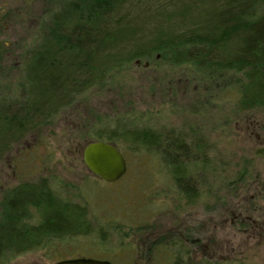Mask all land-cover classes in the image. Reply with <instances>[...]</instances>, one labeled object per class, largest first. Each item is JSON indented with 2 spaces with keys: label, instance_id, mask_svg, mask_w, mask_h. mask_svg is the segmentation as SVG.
I'll return each mask as SVG.
<instances>
[{
  "label": "rangeland",
  "instance_id": "374dc122",
  "mask_svg": "<svg viewBox=\"0 0 264 264\" xmlns=\"http://www.w3.org/2000/svg\"><path fill=\"white\" fill-rule=\"evenodd\" d=\"M48 7L47 0H0V64L8 67L1 69L4 94L22 97L23 54ZM151 64L133 65L111 85L91 90L8 153L0 163V208L5 193L18 183L46 179L71 199L82 189L98 219L125 224H107L112 228L104 235L78 237L74 250L64 240L59 250L69 252L52 261L81 256L113 264H172L165 256L149 255L156 234L164 238L163 249L171 248L183 260L188 250L194 264L201 259L194 253L197 244L204 247L202 264H264V111L233 114L236 91L217 92L187 67ZM119 125L203 133L215 146L211 155L221 164L225 183L208 171L189 201L169 164L123 139L117 149L128 164L125 178L109 184L90 175L79 154L92 142L90 131L109 127L118 133ZM43 258L35 253L5 264H41Z\"/></svg>",
  "mask_w": 264,
  "mask_h": 264
},
{
  "label": "trees",
  "instance_id": "16d2710c",
  "mask_svg": "<svg viewBox=\"0 0 264 264\" xmlns=\"http://www.w3.org/2000/svg\"><path fill=\"white\" fill-rule=\"evenodd\" d=\"M47 1L49 7L39 17L38 30L23 54L22 97L4 94L0 85V163L21 142L79 104L88 92L111 85L142 62L187 67L196 79L216 86L217 92L236 91L233 114L264 111V0ZM2 64L0 76L1 69H8ZM121 127L118 133L109 127L91 130L90 143L117 147L123 139L159 156L163 165L174 170L176 185L189 201L208 171H216L213 177L225 183L220 175L223 168L211 155L215 146L203 133ZM188 136L194 137L191 142ZM235 178L241 180L240 174ZM45 190L21 186L5 193L0 264L49 235L82 226L79 216L83 212ZM31 211L42 221L32 224Z\"/></svg>",
  "mask_w": 264,
  "mask_h": 264
},
{
  "label": "flooded vegetation",
  "instance_id": "af4514ba",
  "mask_svg": "<svg viewBox=\"0 0 264 264\" xmlns=\"http://www.w3.org/2000/svg\"><path fill=\"white\" fill-rule=\"evenodd\" d=\"M193 138L189 137L188 138L189 139L188 142H191ZM93 143H95V142H93ZM112 146H114V145H112ZM84 149L85 148L81 149V152L79 153L81 158H82V160H83V162H84V159H83ZM194 154L197 157H200L198 152H196V153L193 152L192 155H194ZM86 170H87V172L90 175H92V176H94V177H96L98 179H101L98 176L94 175L92 172H90L87 167H86ZM127 173H128V166H127L126 174L119 181L124 179L125 176L127 175ZM21 186L22 187L23 186H26V187H28V186H37L38 187L39 186V188H45L46 189L45 191L49 192L54 198L62 199L61 201H63L65 203V205H68L70 207H74L75 209H78L80 212L84 213V215L81 214V216H79V219L82 222V226L78 230H75V231H72V232H66L64 234H52V235H49V236H47L46 241L38 243L37 245H32L31 247H27L20 254V256H27V255H31V254H35V253H42L43 257L44 258L46 257L47 259L43 258V260L45 262H43L41 264H49V263L57 264V263H60V262H63V261L77 260V259H87L88 260L89 258H84V257H81V256H75V257H64L63 259H59L57 261H52V259L55 257V255L59 256L60 254H64L63 252H65L67 249H69V250L76 249V247H75L76 243H75L74 240H76L78 237H81V236H85L86 237V236H88V235H90V234H92L94 232H100L102 235H104L103 233L105 232V230L110 231V228H112L111 226H107V224L110 225V224L118 222V221H116V222H113V223H107L106 221H104L105 218L98 219L94 215V213L92 212L93 211V206H91L89 201L86 199L85 195L83 194L82 189H78L79 195H77L75 199H71V197L67 196L59 188H56V187L50 185L49 183H47L46 179H44V180L41 179V180H39L37 182L22 181V182L18 183L17 185H15V187H13L10 190V193L14 192L16 189H18ZM80 193H81V195H80ZM64 195H66V196H64ZM79 197L82 198V199H79ZM0 210H1V208H0ZM31 213H32V222H31L32 224H37V223L42 221V218L40 216H38L37 214H34L36 212L31 211ZM118 224L121 225L122 223L118 222ZM121 226L125 227V224H122ZM137 230H139V228ZM78 231H79V233H83V234L76 235L75 233H77ZM135 233H131L132 236H134ZM138 233H140V231H138ZM125 234H126V236H128L129 233L127 232ZM151 238L154 239V241H152L151 247L149 249H147V250L149 251L150 254L149 253L148 254L150 256H154V259L161 258V257L165 256L166 261L169 260L167 262H171L172 264H194L192 262L193 259L191 261L190 256H188V255H190L187 252L188 250L184 251V254L185 255L187 254L186 255L187 258L183 260L182 258H178L176 256L177 253L174 250H172L171 248L165 247L163 249L161 247L160 243L162 242L161 240L164 239L163 237H161L159 235L156 236V234H155ZM64 240H68V244L70 243V245L67 246V249H63L64 251H60L59 249H62V248H60V244ZM71 243H73V245H71ZM145 243H146V241H145ZM105 245L106 244L104 243V246H100V247H105ZM69 250L66 251V252H69ZM194 253H196L198 255L200 253L201 259H197V264H202L203 263V255H204V247H203V245L197 244V252H194ZM181 254H183V252H181ZM173 257H174L175 260L173 259ZM97 261H106V260H97ZM106 262H109V261H106ZM109 263H111V262H109ZM111 264H113V263H111Z\"/></svg>",
  "mask_w": 264,
  "mask_h": 264
},
{
  "label": "water",
  "instance_id": "95a60500",
  "mask_svg": "<svg viewBox=\"0 0 264 264\" xmlns=\"http://www.w3.org/2000/svg\"><path fill=\"white\" fill-rule=\"evenodd\" d=\"M83 159L90 172L109 184L118 182L127 172V162L124 155L116 147L108 143L95 142L87 145L84 149ZM57 264L111 263L92 259H77Z\"/></svg>",
  "mask_w": 264,
  "mask_h": 264
}]
</instances>
